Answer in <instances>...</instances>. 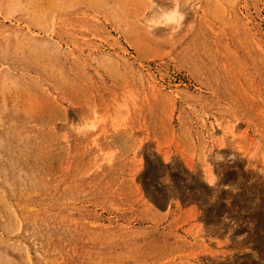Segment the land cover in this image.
<instances>
[{
  "label": "rangeland",
  "instance_id": "374dc122",
  "mask_svg": "<svg viewBox=\"0 0 264 264\" xmlns=\"http://www.w3.org/2000/svg\"><path fill=\"white\" fill-rule=\"evenodd\" d=\"M262 165L264 0H0V264H264Z\"/></svg>",
  "mask_w": 264,
  "mask_h": 264
},
{
  "label": "clouds",
  "instance_id": "9594fccd",
  "mask_svg": "<svg viewBox=\"0 0 264 264\" xmlns=\"http://www.w3.org/2000/svg\"><path fill=\"white\" fill-rule=\"evenodd\" d=\"M178 11V10H177ZM178 20L182 23L183 16L178 14ZM130 115V108H129V101L124 100H117L113 106V109L109 115V118L106 120L105 117L98 111V109L94 105H90L83 113H80L78 119L75 122L65 121L66 129L62 131L61 141L68 146H70L73 137L77 138H95V134L98 130L105 125L106 123L110 124L112 130L119 131L120 128L126 124ZM234 127L232 128L231 133L229 134L230 137H235ZM261 142L257 141V146L251 152V158L257 159L259 154ZM211 152V151H210ZM207 153L208 154L210 153ZM118 154V150L111 149V150H101L98 153L97 157V170H102L105 166L110 167ZM216 160H222L223 158L219 155L215 157ZM260 168H264L262 165ZM260 171V170H259ZM264 174V172H261ZM213 174V172H212ZM214 180H209L206 183L211 186L216 181V176Z\"/></svg>",
  "mask_w": 264,
  "mask_h": 264
},
{
  "label": "bare ground",
  "instance_id": "6f19581e",
  "mask_svg": "<svg viewBox=\"0 0 264 264\" xmlns=\"http://www.w3.org/2000/svg\"><path fill=\"white\" fill-rule=\"evenodd\" d=\"M162 11H160L159 13H158V17H161L162 16ZM173 19V17H172V15H167V16H165V20H172ZM156 22H159V21H156ZM150 23V22H149ZM148 26H151V24H149ZM206 181H209V180H212V175H211V173H209V175H205V177H203ZM2 202V201H1ZM1 205H3L2 203H0ZM197 219V212H196V209H194V211H193V215H192V220H196ZM191 226H193V224L191 225ZM200 228H199V226H197V227H195L194 228V232L197 234V233H199L200 232ZM193 232V233H194Z\"/></svg>",
  "mask_w": 264,
  "mask_h": 264
}]
</instances>
